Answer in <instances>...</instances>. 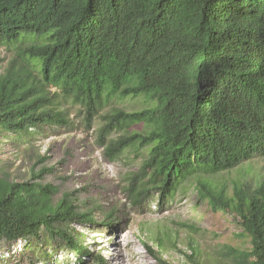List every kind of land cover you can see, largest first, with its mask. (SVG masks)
I'll list each match as a JSON object with an SVG mask.
<instances>
[{"label": "trees", "instance_id": "1", "mask_svg": "<svg viewBox=\"0 0 264 264\" xmlns=\"http://www.w3.org/2000/svg\"><path fill=\"white\" fill-rule=\"evenodd\" d=\"M76 120L107 160L139 164L124 186L129 206L143 212L153 197L166 206L190 181L250 240L221 247L218 259L264 264V176H221L264 157V0H0V140L28 144ZM57 191L0 170V245L27 253L59 238L80 261L88 256L73 225L95 224L92 207L73 192L54 200ZM179 225L184 242L163 225L156 247L180 240L189 253L177 264H203L198 227Z\"/></svg>", "mask_w": 264, "mask_h": 264}, {"label": "rangeland", "instance_id": "2", "mask_svg": "<svg viewBox=\"0 0 264 264\" xmlns=\"http://www.w3.org/2000/svg\"><path fill=\"white\" fill-rule=\"evenodd\" d=\"M95 137L93 131L84 130L76 120L67 129H45L41 135L35 134L28 144L0 140L2 172L15 180H35L56 186L54 200L64 192H73L81 209L92 207L95 221V224L73 225L81 233L79 238L84 248L90 251L81 261L56 238L53 245H45L42 251L33 249L27 253L21 245L15 249L13 245L1 244L0 264H98L99 256L105 259L103 264H116L115 255H119L118 264H162L149 253L146 244L154 246L164 261L177 264L185 259L183 251L189 253L183 243L186 229L179 225L182 222L198 227V232L192 235L204 249L203 264H224L216 253L223 246L241 250L250 246L249 238L241 235L235 217L214 212L198 197L190 181L166 206L158 208V197L150 198L143 212L129 206L124 186L129 171L136 170L139 164L125 159L107 160ZM40 157L45 159L38 162ZM44 166L51 170L39 179L32 178L33 171L36 173ZM259 175L264 176V157L257 156L221 176L232 183L243 178L255 182ZM99 206L101 210L97 209ZM111 209L116 210L114 219H105V212ZM163 225L179 229L183 242L176 240L175 246L165 241L162 248L156 247L154 230Z\"/></svg>", "mask_w": 264, "mask_h": 264}]
</instances>
